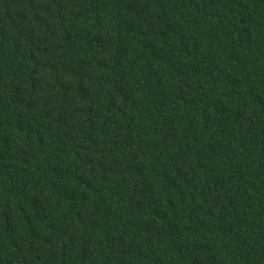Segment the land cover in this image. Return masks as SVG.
I'll return each instance as SVG.
<instances>
[{
	"label": "trees",
	"instance_id": "16d2710c",
	"mask_svg": "<svg viewBox=\"0 0 264 264\" xmlns=\"http://www.w3.org/2000/svg\"><path fill=\"white\" fill-rule=\"evenodd\" d=\"M0 264H264V0H0Z\"/></svg>",
	"mask_w": 264,
	"mask_h": 264
}]
</instances>
